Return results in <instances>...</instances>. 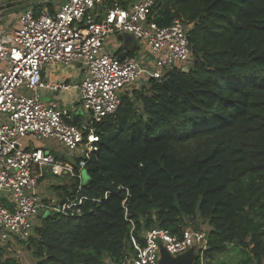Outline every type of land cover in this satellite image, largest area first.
Masks as SVG:
<instances>
[{
  "label": "trees",
  "instance_id": "1",
  "mask_svg": "<svg viewBox=\"0 0 264 264\" xmlns=\"http://www.w3.org/2000/svg\"><path fill=\"white\" fill-rule=\"evenodd\" d=\"M173 19L192 25L193 65L168 70L169 88L134 87L96 125L81 216L42 218L28 240L36 264L121 263L131 237L143 245L146 230L180 237L202 223L206 264H229L218 258L230 249L241 254L232 264L264 262V0H161L148 17ZM68 187H55L61 201L75 198ZM0 264L18 262L0 251Z\"/></svg>",
  "mask_w": 264,
  "mask_h": 264
},
{
  "label": "built area",
  "instance_id": "2",
  "mask_svg": "<svg viewBox=\"0 0 264 264\" xmlns=\"http://www.w3.org/2000/svg\"><path fill=\"white\" fill-rule=\"evenodd\" d=\"M107 1L67 0L52 11L45 1L19 12L16 28H0V191L9 193L8 198H0V251L7 247L8 233L28 241L35 223L49 214L81 216L80 206L86 198L79 193L88 183L83 182L82 171L98 149L96 125L111 118L122 97L134 87L151 79L162 84L168 70L179 67L187 72L195 61L189 41L191 24L173 19L159 26L148 20L161 0H132L126 7L113 8ZM124 33L136 40L132 51L141 43L145 52L141 63L134 56L117 55L128 51L122 43L114 50L106 49L109 41H118L117 36ZM74 65L81 74L78 83L44 78L54 67ZM71 90L76 92L84 117L43 101L45 93ZM30 135L77 152L78 157L70 162L59 160L50 150L31 146ZM48 173L66 175L75 182V198L45 204L49 198L38 190ZM143 240L140 245L131 237L132 248L125 260L117 263L108 258L104 264H157L161 247L173 257L193 247L196 262L206 261L207 237L202 228L189 225L177 237L155 227L144 232Z\"/></svg>",
  "mask_w": 264,
  "mask_h": 264
},
{
  "label": "rangeland",
  "instance_id": "3",
  "mask_svg": "<svg viewBox=\"0 0 264 264\" xmlns=\"http://www.w3.org/2000/svg\"><path fill=\"white\" fill-rule=\"evenodd\" d=\"M28 1L27 4H29V7L33 6H40L43 3H51L52 5H56L59 1L61 0H26ZM26 1H17L16 6H11V4H7V0H0V18L4 17L2 20V22L5 24V21L7 20L8 16L10 15L9 20L13 19L15 17V13L16 12H22L26 9H29V7H26L22 10H18V11H13V13L8 12L9 9L11 8H15V7H20V6H24ZM67 0H62V2H65ZM61 2V3H62ZM118 42V41H117ZM139 49L136 50L134 52V58L141 63V59L144 58L145 56V52L143 51V49H141V43H137ZM116 45L114 44V41L111 40L106 44V49L107 50H114L116 49ZM56 68H59L60 71L63 70L66 72H72L73 70H71V68H65L63 66H57ZM69 80V84H73L77 82V78H72V77H67ZM137 84H141V82H138ZM143 85L137 86L136 89H141ZM72 94H75V92H73V90L70 91ZM70 94V95H72ZM66 96V95H65ZM59 98H57V102H63V97L59 96ZM133 97V96H132ZM76 103V104H75ZM73 104H75L74 107H70V110L72 111V113H82V116H85V111L82 109V107L80 106V104H78L77 102V98L73 99ZM136 105L140 106V103L135 102ZM70 104H68L67 107H69ZM27 140H33L32 144H35L37 147H42L45 144L50 148L51 154L54 157H59V160L62 161H73L78 157V153L77 152H68L67 150H65L63 147L59 146V145H55L54 146L51 145L52 142H44L43 140H34L33 137L30 135L28 136ZM53 144V143H52ZM82 176H83V182H87L88 181V176L85 172V170L82 171ZM45 181L44 182V186L45 188L43 189V192H46V194H44L45 196H49L48 198L50 199H46L44 203L48 204V205H52L58 201H61L62 197L65 196L66 192H64V189H59L56 190L55 187L58 185H63L64 188L66 189L68 186V189L70 188V186L72 185L73 181L70 180V178H68L66 175H63L62 177H53L50 173H48L47 175H45L40 181ZM9 193L4 192V191H0V198L1 197H6L8 198ZM41 220L38 221L37 223H35V226H38L40 224ZM198 222H200V220H198ZM190 223V222H189ZM200 228L204 229V230H209V226L207 225V223H202ZM6 248L2 251V254L4 257L6 258H12L14 260H16L18 262V264H36L37 259L34 257L32 249L29 247L28 245V241H21L19 240L16 236L8 233V241L6 244ZM241 257V254L239 251L236 250H228L227 252H225L223 254V256H221L220 258H218L219 261H225L229 264H232L234 261L238 260ZM217 260H213L211 263L212 264H216ZM207 261L204 262V264H206ZM264 264V262L262 263Z\"/></svg>",
  "mask_w": 264,
  "mask_h": 264
},
{
  "label": "crops",
  "instance_id": "4",
  "mask_svg": "<svg viewBox=\"0 0 264 264\" xmlns=\"http://www.w3.org/2000/svg\"><path fill=\"white\" fill-rule=\"evenodd\" d=\"M17 1L18 0H13V2H10V1H7L6 3L7 4H11V6L13 7V6H16V3H17ZM20 2L21 1H26V0H19ZM132 0H123V2H127V5L131 2ZM62 2V0L61 1H59L56 5H53L54 7L55 6H58L60 3ZM28 3V1H26V3H25V5ZM24 5V6H25ZM15 8H17V7H15ZM11 9H13V8H11ZM11 13H13V12H11ZM17 14H18V12H16L15 13V17L13 18V19H11V20H9V18H10V15L8 16V18H7V20L5 21V24H3V23H0V28H2V27H4V28H16L17 27V23H16V18H17ZM4 17H1L0 18V22H2ZM114 41V40H113ZM114 44L117 46V47H119V46H121V42L120 41H114ZM65 68H71V70H73L71 73L70 72H66V71H64L63 72V70L62 71H60L59 70V68H56V67H54V68H52L51 70H48L47 72H46V74L44 75V78H45V80H47V81H52V82H66V83H69V80H68V78L67 77H74V78H77V82L76 83H78L79 81H80V79H81V74H80V71H79V67H78V65H74V66H70V67H65ZM74 84V83H73ZM73 92H75L74 90H73ZM70 94H72L70 91L69 92H61V93H59V94H50V93H45V98L43 99V101L45 102V103H52V102H55L56 104H58V105H60L61 107H66V108H70V107H74L75 106V104H73V99L74 98H76V92H75V94H72V95H70ZM58 95L59 96H61V97H63V102H57L56 100H57V98H59L58 97ZM66 95V96H65ZM68 104H70L69 105V107H67L68 106ZM71 113H72V111H71ZM74 113V112H73ZM31 146H35V147H37L35 144H32V142L31 143H29ZM51 145L52 146H54V144H52L51 143ZM56 145V144H55ZM45 146H47L46 144L44 145V146H42V147H44V148H46V149H48V150H50V148H48V147H45ZM50 151H52V150H50ZM42 186H44V182H41L40 183V187H39V193H41L42 195H44V194H46V192H43V189L44 188H42ZM49 197V196H48ZM50 199V198H49Z\"/></svg>",
  "mask_w": 264,
  "mask_h": 264
},
{
  "label": "water",
  "instance_id": "5",
  "mask_svg": "<svg viewBox=\"0 0 264 264\" xmlns=\"http://www.w3.org/2000/svg\"><path fill=\"white\" fill-rule=\"evenodd\" d=\"M26 7H29V4H26L25 6H20L17 8L9 9L8 12H15L18 10H22ZM118 41H120L123 44V48L128 51H132L135 48L136 40L135 38L130 34H120L117 36ZM183 72H186L185 68L183 69ZM162 85L166 88L168 87V82L163 81ZM88 182V181H87ZM85 182V183H87ZM198 256L195 254L194 248L188 249L186 252L179 254L175 257L169 255L164 248L161 247L160 249V259L158 260L157 264H195L197 261Z\"/></svg>",
  "mask_w": 264,
  "mask_h": 264
}]
</instances>
